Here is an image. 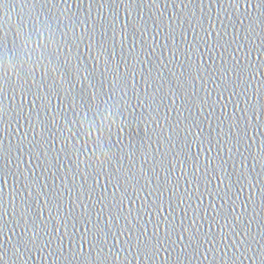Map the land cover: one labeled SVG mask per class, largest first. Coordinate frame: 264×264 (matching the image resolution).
I'll return each mask as SVG.
<instances>
[{"label":"snow or ice","instance_id":"6c2138e0","mask_svg":"<svg viewBox=\"0 0 264 264\" xmlns=\"http://www.w3.org/2000/svg\"><path fill=\"white\" fill-rule=\"evenodd\" d=\"M11 2L12 0H0V9H3L5 5H9ZM22 2L24 4L31 2L33 9H35L36 4H40L42 11L35 16L30 15L27 22L21 17L13 34L11 47H9L5 38H0V52L5 49L11 51L16 46L21 35H23L25 37L24 49L27 61L33 64V67L40 66L44 70L42 82L35 85L37 90L34 93L32 92V85L27 84L25 75L23 73H17V75L23 81L20 85L22 95L32 96L30 103L34 118L32 113H30L27 118L29 127L34 136L38 135L41 140L47 143V149L40 151L41 145L39 143L33 145V150L29 154L37 161L36 166L40 168V173L37 174L34 170L29 171L28 175L20 173L18 179L19 187L14 190L11 201V217L7 220L5 217L9 215L8 207L4 201L3 188L0 186V236L4 235L5 229H8V224L12 223L13 227L8 229V231L18 237L13 245L15 259L21 260L31 251L44 252L47 249L50 250L49 256L55 257L59 255L66 260L68 258L63 256L61 249L67 239L70 244L69 251L72 258L80 260L81 264H124L127 256L123 260L121 259L117 244H120V236H124L125 231L127 236L124 244L127 245L129 254L135 249L133 258L143 256L147 260L152 261L163 250L168 253V258L171 259L172 252L175 251L174 245L180 241H185V233L191 231V235L181 245V251L176 256L175 264H184L181 257L186 260L190 257L199 258L203 255V259L207 260L209 259V253H212V260L216 262L215 253L218 249L222 252L221 260L225 264H227L228 260L235 264L236 253L246 252L247 248L250 247V232L241 233L234 228H230L225 233L223 230L228 228L229 225H235L246 215L249 205L255 204L254 195H258L262 204H264V132H261V129H264V103H260L261 100H264V0H256L255 4L252 3V0H245V12L243 15L248 20V23L245 27L244 19H240L239 30H237V17L233 13L239 12L241 0H224L227 8L224 7V3L219 5L224 13L223 19L218 16L220 28H216L211 20H209L208 29L204 28L202 22H198L197 26L205 33V36L200 38L205 51H200V43L197 42L198 34L194 35L191 42L187 41L186 35L183 36V42L186 45L184 50L179 47H176L175 50H169L173 61L179 63L180 56L185 58V62L179 64L182 69L179 74L169 67L171 61H160L157 64H153L156 49L153 47L150 52L144 51L146 44L144 40L141 41V50L146 57L145 61H139V54L136 53L135 46L129 48L127 55H125L127 34L123 30L119 41V59H116L115 16L111 23L106 24L102 13L99 11L97 14L101 18V23L97 25L96 21L93 20L91 28L85 29L80 36H76L75 33L78 24L70 22L74 39L80 43H83L85 38L89 41L85 45L93 61L92 66L89 67L88 62L81 59L79 44H69L67 32L61 30L60 17L52 13L48 7L49 4H52L53 7H58L55 0H22ZM62 2L67 7L68 0H62ZM118 2L125 7L128 16L131 17L136 9L144 4L145 0H118ZM155 2L156 0H147L149 6ZM191 2L192 0H189V3ZM203 2L204 0H201V3ZM112 3H117V0H112ZM95 4L96 0H91L89 7L91 8ZM103 6V3L99 4V8H103ZM181 6L186 8L187 4L182 3ZM249 8L258 12L259 16L253 18L248 13ZM45 9L47 11H44ZM229 9L232 12H229ZM88 15L91 18V12ZM41 16L44 18L41 19ZM256 19H259V33L256 31ZM54 20L56 21L55 24L53 23ZM126 27H131L133 34L140 32L141 36L147 31L146 22H144L143 29L131 20ZM229 27L232 28L233 32L230 38H226L229 36ZM97 29L100 30L101 39L96 41L95 56H92L93 40ZM109 31L112 32L111 51L108 48ZM213 31H215L216 35L212 42L209 43L206 37L211 36ZM241 32L244 33L243 37H241ZM57 34L61 36V40L56 39ZM169 37L174 39V29L169 34ZM153 39L155 38L153 37ZM256 40L260 41L259 44H256ZM73 47L77 50L76 54L73 53ZM254 51L257 52L259 57H262L257 62L249 59ZM238 54H242L245 57L246 63L240 61ZM205 55L213 61V68H209L207 61L204 59ZM101 58H104V70L99 73L102 79L98 81L97 73ZM217 58L220 61L219 66H215V59ZM45 61H47V64L44 63ZM137 62L141 64L146 62L148 64L147 71L139 73V80L136 78L135 64ZM166 72L170 73V76L166 75ZM258 75L262 78L257 79ZM56 76L60 77L59 83L56 82ZM109 77H111L110 81ZM170 77H175V84H173ZM48 79L52 80V84L45 86L44 80ZM197 81H200L201 88L206 93L205 101L199 105V112L210 121L211 117L215 115V105L220 104L221 117L216 118L215 127L209 122L210 131L207 135L204 134L202 127L204 121L200 120L199 116H192L190 121L188 117H185V127L183 129L179 128V121H177L175 126L169 122L168 126L172 135L167 138L165 143L170 145L168 151L172 152L174 156L185 155L183 161L177 160L181 165L182 172L184 165L187 164L189 159L192 161L196 172H199L201 168L200 154H205L204 174L207 176L209 170L211 171L213 178L218 181L217 195L220 196V191L222 190L224 194L220 196V199L228 205L227 211L223 210L222 205L221 209H218L215 215L210 217L212 224H215L221 231L220 243H217L212 224H210L209 234L204 240L208 247L204 248V244L201 243L198 236L200 229L197 226L196 216H198V213H195V210L191 223L179 234V240L173 239V236L177 234L176 225L169 222L165 223L163 242L159 239V222L153 225L154 231L151 236L147 234L146 228L144 231H140L141 225L135 221L126 222L124 231H121L116 220L119 217V212L122 211L119 206L123 204V198L116 202L115 193H113L114 202L112 205H108V208L110 217H112L111 209L114 207L118 208L117 217H112L110 220L104 221V223L116 226L119 233V235L113 237L116 243L108 245L107 239L102 240L100 238V232L105 231L100 226L104 211L103 198L96 201L101 203L102 207L100 212L97 213V221L93 224V227H86L84 232L78 233L76 230L77 223L84 222L87 224L90 222V209L81 196L77 195L75 199L70 200L68 211H63L64 189L67 188V185L65 180L59 176L60 165L62 164L60 160L61 153L70 165L75 163L76 168H79L81 163L80 156L85 155L82 149L91 141L93 132L97 133V139L94 143H99L103 140L106 129L110 132L109 116L114 123L115 114L112 110L116 105L112 101L117 92L123 93V99L131 91L141 107L147 105L149 108L155 104L157 99L161 105H164V101L170 95L178 97L182 101L181 107L192 115L193 108L197 106L193 96L197 97V99L199 98V90L196 88ZM7 83V78L0 76V119H2L6 111L3 94L4 86ZM141 83H143L145 90L143 98L140 97L137 90ZM208 83L213 85L212 91H208L206 87ZM105 84L108 86L107 93L105 92ZM189 87L192 89L191 93L189 92ZM41 88H43V92H41ZM166 88L167 91H165ZM61 92L64 94L63 99H61ZM212 92L216 93L217 99L210 102ZM181 93H183L182 96ZM225 94H227V102L221 103V101L225 100ZM53 96L58 100L59 106L57 108L52 107ZM105 96H107L106 99ZM241 97H243V107L240 106ZM254 100L256 103H253ZM230 104L234 109L231 114L228 113ZM65 105L67 106L65 107ZM205 108L211 111L207 112ZM170 110L180 113V109L176 108L175 99L171 101ZM165 119H167V116ZM61 120L64 121L63 127L60 124ZM225 126H227L226 134ZM53 128L59 132V136H57V132L53 131ZM193 128L197 129L196 133L192 132ZM37 129H39V132L36 131ZM65 129L67 130V135L64 134ZM180 131H183L185 136L179 153H177L175 152L177 145L173 143V139L179 135ZM250 132L254 134L250 135ZM190 136L193 137V141L199 149L194 156L191 154L192 145L188 142V137ZM57 143L60 144L59 151L56 152L55 157H51V153L56 151ZM78 144L80 145L79 147ZM157 144V151L161 152L159 141ZM213 153L215 154L213 155ZM74 155L76 157L75 161L72 159ZM150 155V152H144V163L148 162ZM161 155L166 156V153L161 152ZM95 156V149L85 156L83 163H85L86 167L92 166L95 162L93 159ZM48 158L53 161L50 166ZM112 159L113 154L111 149H108L103 153V159L100 161L101 166L105 162L110 164ZM131 159L134 161L135 153L131 154ZM249 161L252 162L251 167H249ZM117 163H120V161H117ZM229 166L231 171H229ZM257 167L259 168L258 172L256 171ZM52 169H55V171ZM68 171H71V169L66 171V175ZM117 171L122 174L119 176L113 174V179H115L114 187L117 191H122V195L125 197L126 189H122L121 179L125 183L129 180H134L141 190H143V186L140 185L141 179L145 180V184L151 183L150 179H147V173H143V169L139 176L132 168L128 169L130 176L123 175V168ZM166 171L171 173L173 169L169 168ZM72 174L77 175L79 173L73 172ZM253 174H255L256 179L252 178ZM57 179L61 181L60 187L56 185ZM49 180L52 181L51 186L48 183ZM198 181L199 177L194 172L191 182L198 183ZM226 181L227 183H225ZM96 182L99 183L98 177ZM109 183H112L111 179H109ZM221 186H223V189H221ZM161 187L157 185L156 191L162 196ZM233 188L237 189L236 199L229 195ZM245 188L249 189L251 194L247 200L241 201L240 196ZM68 190L71 191L70 189ZM173 195L178 197L180 204H183V196L178 193H173ZM41 200H43V203H41ZM89 200H91V196H89ZM238 201L240 202L239 206L243 209L240 213L236 212ZM188 207L190 208L191 205L189 204ZM77 208L81 209L79 216L76 215ZM53 209L56 213L55 217L52 216ZM45 212L48 213L47 217H45ZM184 214L187 217V209H184ZM221 219L223 221L222 224L218 223ZM57 220L59 221L58 224L56 223ZM165 220L167 221V218ZM49 224H52L51 232L48 231ZM69 226H71L73 231H68ZM17 229H19V233H17ZM41 232H44L49 237L47 240H43L42 243ZM153 237H156V239H153ZM229 237H231V243H229ZM53 241L57 244L56 249L52 248ZM164 245H167V247H164ZM220 245H222V248H220ZM85 246H87L88 251H85ZM105 247H107V253L105 252ZM123 248L124 245L121 244L120 249L123 250ZM201 249H203V253H201ZM229 249L233 250L231 257L229 256ZM93 252L96 253L94 258L92 256ZM259 253L260 264H264V246L260 247ZM6 257V251L0 250V264H5Z\"/></svg>","mask_w":264,"mask_h":264},{"label":"water","instance_id":"95a60500","mask_svg":"<svg viewBox=\"0 0 264 264\" xmlns=\"http://www.w3.org/2000/svg\"><path fill=\"white\" fill-rule=\"evenodd\" d=\"M58 7H53L52 4H49L48 7L51 9V12L58 15L61 21V30L67 32V40L70 45L79 44V54L82 61H87L89 67L92 66L93 61L89 56L88 50L85 47L88 44V39L85 38L83 43H80L73 37V32L70 28V22H76L78 26L75 29L76 36H80L85 29H90L92 26V21L95 20L97 25L101 23V18L98 16V11L102 13L104 22L106 24L111 23L113 17L116 19V59H119L120 53V44L122 30L127 34V42L125 48V55H127V50L135 46L136 53L139 54V61H145L146 57L142 54L141 50V41H146L144 51L150 52L152 48L155 47V54L153 64H157L160 61L168 62L171 61L169 67L172 68L177 74L181 72L179 64L185 62L183 56L179 57V63L172 60L170 49L175 50L176 47H179L181 50H184L186 45L183 42V36H187V41L191 42L194 35H197V42L200 43V51H205L203 47V42L200 38L205 36V33L200 30L197 26L198 22H202L205 29L209 28V20L216 26L220 28L218 22V16L220 19H223L224 13L219 7L221 3H224V0H204L201 3V0H192L189 3V0H156L154 4L149 6L147 0L144 4L136 9L131 17L128 16V13L125 7L117 3H112V0H96V4L91 8L89 7L91 0H68V5L65 7V4L62 0H55ZM256 0H252V3L255 4ZM103 3V8H99V4ZM187 4V7H182L181 4ZM224 7L227 8V4L224 3ZM42 11L41 5L36 4L35 9H33L32 3L24 4L22 0H12L9 5H5L3 9H0V38H5L11 47V41L13 40V34L16 30L17 24L20 22L21 17L27 22L29 16H35L36 14ZM44 11H47L46 9ZM89 12H91V18H89ZM229 12H232L229 9ZM245 12V0H241L239 12H234L233 15L237 17V30H239V20L244 19L245 27L247 26L248 20L244 18ZM248 13L253 17L257 18L259 13L249 8ZM142 17V20H141ZM44 17L41 16V19ZM136 22L138 26L143 29L144 22L147 24V31L141 36L140 32H135L131 27H126L129 24V21ZM87 21V23H85ZM55 24L56 21L54 20ZM257 24V33L260 32L259 19H256ZM174 29V39L169 37V34ZM233 30L231 27L228 28L230 38ZM241 37L244 33L241 32ZM215 31H213L211 36H207L209 43L215 38ZM108 48L111 51L112 48V32H108ZM153 37L155 39H153ZM24 39L25 37L21 35L20 39L17 41L15 47L11 51L5 49L0 52V76L7 78L8 83L5 84L4 88V108L5 113L3 114L2 119H0V186L3 188V196L6 206L8 207L9 215L5 219H10L11 217V201L13 199L14 190L19 187L18 179L20 173L28 175L29 171L34 170L37 174L40 173V168L37 167V161L33 159L30 155V151L33 150V145L39 143L41 145L40 151L47 149V143L40 139L38 135L34 136L31 131L27 118L30 113H32V107L30 101L32 96H24L21 91V83L23 81L18 77L17 73H23L27 79V84L32 85V92L34 93L37 89L36 84L42 82L44 76V70L40 66L33 67V64L27 61L26 52L24 49ZM57 40H61V36L57 34ZM101 39L100 30L97 29L95 34V39L93 40V52L92 56H95V44L96 41ZM256 44H259V40L255 41ZM76 48L73 47V53L76 54ZM214 55V54H213ZM240 56V61L246 63L245 57L242 54ZM259 57L257 52H252L249 59L253 62H257ZM103 59L99 63V71L97 73L98 81L102 79L99 73L103 72L104 64ZM205 61H207L209 68H213V61L205 55ZM47 64V61L44 62ZM219 59H215V66H219ZM137 72V80L140 79L139 73L141 71H147L148 64L145 62L143 64L137 62L135 64ZM123 71V69H121ZM53 75H55L53 73ZM166 75L170 76V73L166 72ZM175 84V77H170ZM259 75L257 79H261ZM111 77H109V81ZM35 82V83H34ZM56 82H60V77L56 76ZM52 80H44L45 86H50ZM131 86V81H130ZM208 91H212L213 85L208 83L206 85ZM196 88L199 90V98L193 96V100H196V107L193 108L192 115L188 111H185L181 105L182 101L178 97H172L171 95L164 101V105L160 104V101L157 99L155 104L149 108L147 105L141 107L138 103L135 96L129 91L127 97H123V93L117 92L115 94L114 100L115 107L113 108V113L115 114V122H112L111 117L109 116V123L111 124L110 132L106 129L103 140L99 143H94L97 139V133L93 132L92 139L89 141L85 148L82 151L85 155L80 156V165L79 168H76L75 163L69 164L65 160L63 154L60 155V160L62 164L60 165L61 171L59 176L63 178L66 182L67 188L64 189L63 196V211L67 212L69 208L70 200L75 199L77 195H80L84 203L88 205L90 209V222L85 224L84 222L77 223L76 230L78 233L84 232L85 228H92L93 224L97 221V213L101 210V203L96 201L103 198V220L101 221V227L105 229L104 232H100V238L107 239L108 245L115 244L116 241L113 237L119 235L117 232L116 226L113 224H105L104 221L110 220L112 217H117L118 208H112V217L109 216L108 205L113 204V193H115V200L119 202L123 198V204L119 207L122 208V211L119 212V217L116 220V223L119 225L121 231H124L125 223H131L135 221L137 224L141 225L140 231L147 229V234L152 235L154 228L153 225L157 222L160 224L159 239L163 242L165 236V223H174L176 225L177 234L173 236L174 240H179V234L183 232L184 228L191 223L195 213H198L196 216L197 226L200 231L198 236L201 240V243L204 244V248H207V243H204L205 237L209 234V225L212 224L210 217L214 216L218 209H221L223 205V210H228V205L220 199V196H223V191H220V196L217 195V184L218 181L213 178L211 171L207 173V176L204 174L205 167V154H200L201 168L199 172L193 168L192 161L189 159L187 164L183 167V172L181 165L177 162L183 161L185 159L184 154H180L178 157L174 156L172 152H169L168 149L170 145L166 144L165 141L167 138L172 135L169 129V122L173 126L176 125L179 121V128L183 129L185 127V117L189 118V121L192 119V116H199L200 120L204 121L202 127L204 134L207 135L210 131L209 122L212 126L215 127L216 118L221 117V107L220 104L215 105V115L211 117V120L205 117L199 112V105L205 101L206 93L201 88L200 81L196 82ZM138 92L140 97L143 98L145 95L143 83L139 84ZM108 86L105 84V92L107 93ZM167 91V88L165 89ZM192 89L189 87V92L191 93ZM43 92V88H41ZM151 92V90H149ZM63 92H61V99H63ZM183 93H181V96ZM107 96H105V99ZM176 100V108L180 109V113L170 110L171 101ZM217 99L216 93L212 92L211 101ZM227 102V94H225V100L221 103ZM253 103H256L254 100ZM260 103H264V100H261ZM59 106L58 100L55 96L52 97V107L57 108ZM67 105H65L66 107ZM159 106V107H158ZM190 106V105H189ZM241 107L244 106L243 97H241ZM158 107V110H157ZM234 109L231 104L228 107V113ZM205 111L210 112L211 110L205 108ZM34 118V113H32ZM70 116V114H69ZM167 116V119L165 117ZM158 117V118H157ZM61 126H64V121H60ZM39 132V129L36 130ZM54 132H57L53 128ZM197 129L193 128L192 132L196 133ZM261 132H264V129H261ZM227 133V126H225V134ZM65 135H67V130L65 129ZM254 133L250 132V135ZM215 135V133H213ZM59 136V132H57ZM185 133L183 131L179 132V135L173 139V143L177 145L175 152L179 153V149L183 144ZM259 140V138H258ZM159 141L161 145V152H165L166 156H162L161 152L157 151ZM188 142L191 143V154L194 156L199 151L196 143L193 141V137H188ZM80 145L78 144V147ZM60 144L57 143L56 151L51 153V157L56 156V152L59 151ZM95 149L96 156L93 158L94 163L91 167H86L83 161L85 156L88 153H91ZM111 149L113 154V159L110 164L108 162L103 163L101 166L100 161L103 159V153ZM144 152H150L151 155L148 158V162L144 163L143 154ZM135 153L134 161L131 159V154ZM38 154V153H37ZM215 153H213L214 155ZM154 157V159H153ZM75 161V155L72 157ZM120 161V163H117ZM52 159L48 158L49 166L52 164ZM252 162L249 161V167H251ZM123 168V175L130 176L128 172L129 168L137 174L141 175L142 169L143 173H147V179H150V184H145V180H140V185L143 186V190L135 184L134 180H129L127 183L121 179L122 189H126V197L122 195V191H117L114 187L115 179H113V174L116 176L121 175L122 173L117 171L118 169ZM172 168L173 171L169 173L166 169ZM68 169L71 171L67 172ZM153 169H155L153 171ZM55 171V169H52ZM229 171L231 167L229 166ZM256 171H259V168H256ZM73 172H78L79 174L73 175ZM196 173L199 177L198 183H192V174ZM97 177L99 178V183H97ZM253 179H256L255 174L252 176ZM109 179L112 180V183H109ZM210 181V183H209ZM49 185L51 186L52 181L49 180ZM227 183V181L225 182ZM61 181L57 179L56 185L60 187ZM162 186L160 191L163 193L161 196L160 193L156 191V186ZM70 189L71 191H69ZM94 189V191H93ZM198 189V190H197ZM223 189V186H221ZM173 193H178L180 196H183L184 202L180 204L177 196H174ZM249 189L245 188L243 193L240 196V200H247L250 195ZM229 195L233 199H236L237 189L233 188ZM91 196V200H89ZM255 204L249 205L248 212L244 217L241 218L235 225H229L228 228H225L223 231L227 233L230 228H234L236 231L241 233L250 232L249 236V245L246 252H237L235 264H260L259 260V249L261 246H264V204H262L260 197L254 195ZM43 203V200H41ZM239 201L237 202L238 206L236 212L240 213L243 211L242 207L239 206ZM191 205L189 208L188 205ZM184 209H187V217H185ZM39 215V213H37ZM81 214V209L77 208L76 215ZM48 213L45 212V217ZM52 216L55 217L56 213L53 209ZM127 218V219H125ZM167 218V221L165 220ZM58 220L56 223L58 224ZM222 224V219L218 221ZM13 227L12 223L8 224V229ZM5 229L3 236H0V250L6 251L7 257L5 264H81L80 260L73 259L71 256L70 244L66 239L63 247L61 249L63 256L68 259H62L59 255L55 257L49 256L50 250H44V252L31 251L26 254V256L21 260H16L13 252V245L17 241V236L13 235L11 231ZM135 230V228H134ZM212 230L215 233L217 243H220L221 231L216 227L215 224H212ZM19 233V229L16 230ZM48 231H52V224H49ZM69 232L73 231L71 226L68 229ZM43 240H47L49 237L44 233H40ZM191 235V231L185 233V241H180L174 245L175 251L172 252L171 259L168 258V253L161 250L159 255L155 257L152 261L147 260L143 256L139 258H133L135 255V249L132 250V253L129 254L127 245L124 244L125 237L127 232H124V236H120V244H117V250L119 251L120 257L123 260L127 256V260L124 264H175L176 256L181 251V245L186 242L187 237ZM10 238V239H9ZM229 243H231V237H229ZM254 238V239H253ZM156 239V237H153ZM77 239V243H78ZM135 243V241H133ZM123 244V250L120 249V245ZM57 244L53 241L52 248L56 249ZM167 247V245H164ZM222 248V245H220ZM85 251H88L87 246H85ZM229 256L233 255V250L229 249ZM105 252L107 253V247H105ZM203 253V249H201ZM255 253V255H254ZM222 252L218 249L215 253L216 262L212 260V253H209V259H203V255L199 258H188L184 260V264H225L221 260ZM93 258L96 256V253H92ZM227 264H232L231 260L227 261Z\"/></svg>","mask_w":264,"mask_h":264}]
</instances>
